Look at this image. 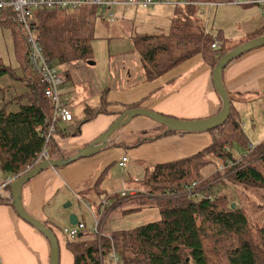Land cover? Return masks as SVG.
I'll list each match as a JSON object with an SVG mask.
<instances>
[{
    "label": "trees",
    "instance_id": "obj_1",
    "mask_svg": "<svg viewBox=\"0 0 264 264\" xmlns=\"http://www.w3.org/2000/svg\"><path fill=\"white\" fill-rule=\"evenodd\" d=\"M188 1L193 3L175 6L169 32H140L132 36L134 51L140 56L141 67L148 80L158 79L196 55H202L213 70L225 53L264 35V24L235 41H230L222 29L214 35L199 20L198 6L220 3L221 0ZM242 5H258V2L249 0ZM99 7L87 4L77 9L31 8L32 33L52 62H87L94 58L93 41ZM0 28L9 30L14 56L26 74L31 75L27 83L29 103L22 104L16 112L0 108V169L4 175L18 178L41 162L39 157L44 148L47 158L68 157L77 150H62L54 139L55 135L48 142L42 135L47 131L52 107L40 95L42 78L29 62L27 43L30 35L21 27L11 6L0 10ZM216 43L219 46L213 47ZM11 72L12 69L0 56V77ZM106 92L104 90L101 96L99 107L85 108L82 122L108 112ZM237 94L229 92L232 101L229 118L221 126L208 131L213 135L208 148L182 160L148 167L139 181L140 189L135 190L134 195L121 194L118 198L132 197L131 204L135 206L127 211L157 207L160 212L158 220L104 235L100 233V223L110 206L99 204V212H92L93 233L86 231V225L78 217V227L80 224L84 227L74 239L65 234L67 227L59 229L46 223L57 236L58 232L66 236L74 264H100V250L107 254L113 247L122 264H264V138L255 145L247 144L249 138L243 119L234 104ZM218 98L222 103L219 95ZM137 107L140 104L129 105L127 109ZM164 129L159 124L153 130L140 132L133 146L149 141L151 137L160 138ZM56 133L68 135L59 127ZM77 133L78 130L74 132ZM234 142L247 148L239 158L233 155ZM108 146L109 143L105 149ZM210 155L217 158L216 172L204 178L201 171L212 163ZM105 175L104 171L97 179L95 189H99ZM216 184L221 186L216 193L203 196L205 190ZM5 188L10 190V185ZM84 192L77 196L79 200H86ZM87 205L91 207L89 202ZM90 234L95 236L80 240L81 236Z\"/></svg>",
    "mask_w": 264,
    "mask_h": 264
},
{
    "label": "crops",
    "instance_id": "obj_2",
    "mask_svg": "<svg viewBox=\"0 0 264 264\" xmlns=\"http://www.w3.org/2000/svg\"><path fill=\"white\" fill-rule=\"evenodd\" d=\"M253 24L255 25H245L242 38L246 33L261 26L258 23ZM222 30L226 37H233L226 35L223 28ZM238 35L235 36V40L241 39L237 38ZM127 50L111 55L110 65L106 64L104 72L94 68L86 70L88 84L81 88L78 104H73L68 97L73 120L68 123L60 122L58 127L66 133L73 134L62 136L56 133L54 136L62 150H78L97 139L121 113L127 110L129 105L140 104V107L187 120L207 118L220 110L222 103L214 88L213 70L203 60L202 55H196L182 62L158 79L148 80L134 46ZM104 74L106 77H103ZM69 77L71 81L75 79L71 70ZM223 81L228 92L234 95L239 93L234 104L240 111L243 121L244 117L252 113V120L249 123L253 124L254 118L258 117L257 103L259 102L258 108L264 104V46L232 60L224 69ZM104 90L107 91L108 112L82 122L84 107H99ZM243 124L249 135L246 130L248 122ZM158 125L150 118L136 117L116 135L111 136L110 146L106 149L90 157L78 159L69 165L42 171L23 187L22 202L26 211L48 225L56 226L61 218L57 203L59 196L64 199L75 196L78 199L77 196L85 191L86 200L81 198L78 201L89 202L94 206V212L98 213L99 203L103 199L105 205L110 206L102 218V220L106 219L111 211L120 208L130 210L135 206L131 204L132 197H124L111 207L109 199L112 195L117 194L120 198L122 192L127 191L126 189L131 191L140 189L137 184L125 188L126 180L122 178L123 175L114 176L111 173L115 166L126 172L133 168H142L141 174L138 171L135 174L138 173L143 177L148 167L191 157L208 148L213 142V135L210 132L169 134L161 132L160 138L151 137V140L133 146L140 132L153 130ZM76 129L78 133L74 134ZM123 156H126L128 161L122 167L120 161ZM209 158L212 163L201 171L204 178L216 172L217 158L213 155ZM112 166L114 167L111 168ZM104 171L106 175L99 189H95L94 185ZM90 189L91 191L87 192ZM10 193L11 191L6 188L0 190V264H50L48 240L17 214L12 206ZM59 239V264H74V256L66 245V239L60 236Z\"/></svg>",
    "mask_w": 264,
    "mask_h": 264
},
{
    "label": "rangeland",
    "instance_id": "obj_3",
    "mask_svg": "<svg viewBox=\"0 0 264 264\" xmlns=\"http://www.w3.org/2000/svg\"><path fill=\"white\" fill-rule=\"evenodd\" d=\"M110 1L113 2L110 8H104L103 6L99 7L98 16L95 21V39L93 41L94 58L92 59L95 64L91 65L88 61L85 62V60L69 63L54 62L56 69L64 77V92L66 96L72 100L73 104L79 103L78 100L82 91L81 88L86 87L88 84L86 81V70L94 68L100 72H104L106 64H108L107 66L110 65L111 55L113 56L116 55V53L124 52L127 48H132V35H135L137 32L153 33L160 31L169 32L170 30L175 6L158 3L146 9L132 4L117 3V0ZM171 1L174 2L176 0ZM230 1L231 0H221L220 3H203L198 6L199 20L204 24V27L208 32L215 35L218 33L219 29L223 28L226 35L233 36L232 38H229L230 41H235V36L237 34H239V37L237 38H242L244 35L242 30L244 31L245 25H255L253 23H258V25L262 26L264 24V6L260 8L258 5L248 6L234 4ZM243 1L247 2L249 0ZM153 9L154 12H152ZM110 16L113 17V20L109 19ZM0 56L3 62L12 69V74H5L0 77V87L3 88L0 90V108L7 109L10 112H16L20 109L22 104L29 103L27 93L29 85H27V83L30 81L31 75L29 77L16 60L9 30L5 28H0ZM70 70L75 77L73 81H71L70 77H65V73L67 72V74H69ZM103 77H106V75L104 74ZM66 78H68V81H66ZM40 93L43 98L42 89ZM258 103L256 109V115L258 117L253 120L256 125H254V123H249V121L252 120V113L244 117L243 121L248 122L246 128L249 134L247 135L249 138L248 145L249 143L255 145L264 138V104L260 105L258 108ZM85 108L86 106L84 107V110ZM259 109H261V111ZM146 119L149 118L146 117ZM69 134L71 135L73 133L68 132V135ZM233 146V155L238 158L247 150L246 146H243L238 142H234ZM46 158L47 157L43 158L42 155L39 157V159H41L40 161H43ZM113 167L114 166L111 168ZM136 171L141 174L142 168H133L126 172L122 171L118 166H115L111 173L114 176H121L122 174V178H125L126 180L125 188H130L128 187L129 185H139V181L142 178L138 173L135 174ZM4 176L3 171L0 169L1 183L8 180L9 177H11L12 180H15V176ZM220 188L221 186L216 184L212 189H207L202 194L203 196H206L216 193ZM126 190L128 193L131 191L130 189ZM107 191L110 192L108 189ZM131 193H135V191L132 190ZM110 195L112 194L110 193ZM118 198L117 194L110 197L109 201L111 207L118 203ZM57 203L59 205V214L61 215L59 222L56 223V226L59 229L65 227L77 228V224L72 225L70 223V215L75 214L79 218V221L86 225V231L93 233L94 218L92 212H94V206L92 204H90L91 207H88L87 202H79L75 196L71 197V199H64L59 196ZM99 204L105 205L103 199H101V203ZM119 211H121V214H119ZM159 218V209L154 206L133 211H127L120 208L117 209V211L110 212L107 218L104 219L105 221L103 220L101 222L100 229L104 235H111L115 231L133 229L136 226L158 220ZM59 236L66 239V236L62 232H58L57 237ZM94 236V234L83 235L80 237V240L84 241L88 238H93Z\"/></svg>",
    "mask_w": 264,
    "mask_h": 264
},
{
    "label": "water",
    "instance_id": "obj_4",
    "mask_svg": "<svg viewBox=\"0 0 264 264\" xmlns=\"http://www.w3.org/2000/svg\"><path fill=\"white\" fill-rule=\"evenodd\" d=\"M261 46H264V35L238 45L229 52L225 53L218 60L213 69L212 79L214 88L222 100V107L215 115L203 119L187 120L164 115L143 107L127 109L121 113L120 116L97 139L88 145L79 148L71 156L61 158H46L33 168L21 174L11 183L10 191L12 195V206L23 220L31 224L48 240L50 245V264H59L60 262L59 240L56 233L52 231V229L46 223L35 218L26 211L22 202V190L24 185L47 168L63 167L67 164L77 161L78 159L90 157L98 153L108 145L111 136L116 131L130 123L137 116L148 117L158 124L163 125L165 127L163 134H167L169 132H208L221 126L229 118L232 108V101L223 81L224 69L232 60ZM88 63L91 65L95 64V62L92 60H89ZM232 206L234 207L235 204L233 203ZM70 223L72 225L78 223V219L75 214L70 215Z\"/></svg>",
    "mask_w": 264,
    "mask_h": 264
},
{
    "label": "built area",
    "instance_id": "obj_5",
    "mask_svg": "<svg viewBox=\"0 0 264 264\" xmlns=\"http://www.w3.org/2000/svg\"><path fill=\"white\" fill-rule=\"evenodd\" d=\"M117 3L122 4H132L137 5L142 8H149L156 4H164L169 6H184L186 4H192L193 2L188 0H176L172 2L171 0H117ZM258 6L261 8L264 6V1L257 0ZM231 3L234 4H244L243 0H231ZM96 4L103 7L112 5L113 2L110 0H0V10L6 6H11L15 12V16L20 23L21 27L29 33L30 38H28V57L32 69L41 76L42 86V95L43 97L50 102L52 107V115L48 118V128L46 133L43 132L42 135L45 136L46 142L54 135L60 122H71L73 120V113L69 106V99L66 96L65 89V80L61 73L56 69L54 62H52L44 52V49L40 41L36 38L35 34L32 33V25L30 24V17L32 15L34 8L42 7H57V8H70L77 9L83 5ZM110 19L113 20V17L110 16ZM219 44H213V47H218ZM42 157H47V152L44 150L41 153ZM128 158L123 156L120 165L123 167L126 165ZM16 179V177H15ZM14 181L11 177L8 180L0 183V189L11 185ZM195 184V183H194ZM193 184V185H194ZM135 191V190H134ZM134 195L135 193H130ZM122 195H127L126 191L122 192ZM99 224V221L96 222ZM101 225V223H100ZM84 227L83 224H80L78 228H65L64 232L70 238L74 239L80 230ZM102 234V230H100ZM100 264H122L121 259L113 247L111 251L107 254L103 253L100 250Z\"/></svg>",
    "mask_w": 264,
    "mask_h": 264
}]
</instances>
